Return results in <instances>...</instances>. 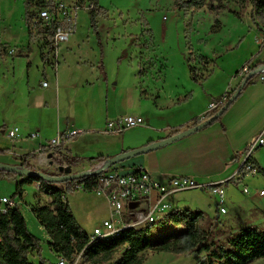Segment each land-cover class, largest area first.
Wrapping results in <instances>:
<instances>
[{
	"label": "rangeland",
	"instance_id": "1",
	"mask_svg": "<svg viewBox=\"0 0 264 264\" xmlns=\"http://www.w3.org/2000/svg\"><path fill=\"white\" fill-rule=\"evenodd\" d=\"M27 1L0 0L2 13L0 17V149L9 148V152L0 153V163L10 166H19L21 154L34 150L33 148L39 144L41 139L27 138L28 134H42L45 139L58 128L57 104L54 99L56 86L53 83L54 75L49 69L50 66L56 67L55 53L57 51L56 48L51 51L45 43L44 36L30 27L27 20ZM53 1L56 5H71L77 0ZM195 1L99 0V5L104 9L96 20L102 49L97 33L91 26L90 10H79L77 28L70 38V44L66 41L60 45V52L68 53L65 59L62 57V64L69 66V70L65 73L66 86L78 84L73 90L75 97L76 93H79V96L86 95L87 89H83L82 86L86 80L90 82L95 80L96 74L92 72L94 70L78 72L74 67L78 65L77 61L80 57L91 61L92 64L96 56L95 49L98 52L105 50L104 63L107 65L108 74L111 78H115L113 81L119 77L122 82L127 83L128 68L124 67L120 70L116 60L119 57L122 59L128 57L133 64H138L139 70L143 69L142 90H148L149 86L161 88V94L165 95L168 102L163 114L164 119H158L155 123L168 124V118L173 116V113L167 110L171 106V101L168 99L179 94V91L188 85L189 64L192 66L200 64L198 60L202 57V52L217 55L218 51L224 50L229 53L234 50L232 49L234 41L239 43L245 40L242 48L234 50L236 51L234 56L229 54L224 60L226 66L221 67L222 74L218 77L221 88L226 82L228 73L232 71L231 67L236 66L248 50L257 47V37L264 26V13L258 17L253 16L250 2L202 0V3H196ZM36 9L32 6V10ZM213 27L216 28L215 31H212ZM29 47L32 50L29 57L22 56L28 52ZM42 55H44L43 58ZM214 61L209 58L206 64L209 69L204 70L205 74L213 71ZM82 67L86 66L82 65ZM88 68L92 67L87 66L84 69ZM14 69H16L15 72ZM46 69H48L47 78ZM46 80L50 84L49 87L43 86ZM70 86L66 87L65 95H63L65 101L61 103L63 124L66 127L69 124L65 121L66 117L74 116L83 123L86 118L91 119L94 116L90 114L92 112L85 113L82 101L75 115L74 109H71L69 104L71 97H69L68 88L70 89ZM146 90H143V93H146ZM45 100L49 102L48 106H44ZM27 105L29 109L25 110ZM184 105L180 106L178 113L190 109V106ZM192 105L196 106V110L200 107L196 101ZM98 112L101 116V108ZM3 125L8 128L18 126L19 138L12 141L8 139L1 131ZM145 127L143 125L131 127L124 132L110 135L122 137L126 143L135 142L132 143L135 145H131L133 147L130 150H132L144 146L146 141L137 146L136 144L148 134ZM81 135L83 132L77 137ZM257 137L258 134L254 138L257 139ZM71 145L74 146V144ZM254 155L264 168V147H259ZM52 161H55V158H52ZM90 164V162L80 163L77 168H87ZM61 169L66 170V167ZM43 170L50 173L47 168ZM22 179L23 177L17 174L12 177L0 176V195L13 196L21 202V213L26 219L28 229L40 239L41 256L38 251H31L28 254L30 261L38 264L41 258H44L49 264H57L59 256L49 246V235L32 210V204L38 201V195L41 192L39 193L34 182L24 185L23 196L16 193L17 182ZM245 187H248L250 193L243 192ZM260 190H264L263 173L248 175L241 183L230 182L228 187L226 186L225 201L221 205L226 212L220 211L217 205L218 199L206 189H190L175 193L170 198V200L173 199L170 210L190 208L194 211H203L204 226L213 223L215 237L226 243L227 239L243 227L257 226L264 230V196L258 195ZM42 199H44L43 203L48 202L50 198L46 200L42 197ZM105 199L104 194L93 191L74 189L66 193V201L82 228L89 234L109 215L110 211ZM172 228L174 225L164 221L154 226L155 231ZM121 252L118 251L114 255L113 261L120 257ZM143 258V264H197L190 253L174 254L146 250L143 252ZM250 264H264V258L254 260Z\"/></svg>",
	"mask_w": 264,
	"mask_h": 264
},
{
	"label": "crops",
	"instance_id": "2",
	"mask_svg": "<svg viewBox=\"0 0 264 264\" xmlns=\"http://www.w3.org/2000/svg\"><path fill=\"white\" fill-rule=\"evenodd\" d=\"M60 1L61 0H57V2ZM35 29L38 30V28ZM74 33H72L71 36ZM70 38L68 40V44L71 42ZM257 40V47L248 50L245 56H243V58L237 62V65L231 67L232 71L228 73L226 82L221 88L218 83V77L220 74H222L221 67L226 66L224 60L229 54L234 56L236 52L234 50L236 48H242L245 40L239 43L234 41V46L232 48L234 50H231L229 53L224 52V50L222 52H216L217 55H209L202 52V56H206L215 60V66L213 67L211 74L201 84L192 80L189 66L187 64L188 85L185 88H182L179 91V94H176L172 98L168 99L171 101V106L167 110L171 111L173 116L168 118V124L165 125H159L155 123V121L158 119H164L163 114L168 102L167 99H165V95L163 96L161 94V88L149 86L148 90L143 89L147 91L146 93H143L144 91L141 87L142 74H140L138 64H133L131 60L128 59V57H126V59L123 58L119 63L118 60H116L118 66L120 65V70H123L124 67L128 68L129 73L127 74V83L122 82L119 77L113 81L115 78H111V76L108 74L107 65L104 63L105 50H103V55H101L100 50L98 52L95 49L96 56L92 64L91 61L80 57V59L77 61L78 65L74 67L75 71L78 72H89L94 70L92 72L96 74L97 78L95 80L92 82L86 80L82 86L83 89H87L85 93L86 95L81 94L79 96V93H76L77 95L75 97L73 90L76 88V86H78V84L72 86L69 85L70 89L68 88L70 92L69 97H71L69 98V104L71 105V109H74L75 115L77 107L82 101L84 103L83 109H85V113L92 112L90 114H94V116L91 119L86 118V121L83 123L78 121L74 116L66 117L65 121H68L69 124H67V127L64 126L61 112V103H64L65 101V96L63 95H65L67 89L66 87H69L65 84V73L67 70H69V66L66 67V64H62V57L65 59L66 54L68 53H63L62 51L60 52L61 46H59L57 52L55 53L56 67H49L54 75L53 83H55L56 86V98L54 99L57 104L58 128L56 131L51 133L50 137L45 139H43L42 134H28L27 138H39L44 140V142H41L40 140L37 147L33 148L34 150L32 151L38 152L42 144L48 145L49 140L53 139L58 134L64 135L70 130L80 129L83 132L81 137H77L76 135L72 138L66 137L64 139L65 147H67L73 155L84 158L95 157L98 155L113 157L114 155L130 150V148L133 147L131 145H135L132 144L135 142L126 143L122 137H116L115 135H110L113 133L106 132V124L109 120L120 115L127 114L143 116L146 120V124L143 126H146L145 128H147L146 130H148V134L144 138L138 140L139 142L136 144V146L140 145L139 143H143L144 141H146L144 145H147L149 141L154 142L169 137L174 134V131L177 130L179 132L186 130L189 128L190 121L193 118H201L210 110V104L214 102V98L220 97L227 91H231L239 86L243 77L239 74L236 75V73L242 68L244 64H246L251 59H253L254 63L264 61V44H261V32H259ZM74 54H76V52ZM101 61H103L105 66L107 80H103L102 78L99 68ZM82 65L86 67H82ZM87 66H91L92 68L84 69L87 68ZM193 66L198 69V72L202 73H204V70L209 69L207 65H201L198 63ZM15 70L16 69H14V72ZM47 70L48 69H46V78L48 76ZM261 75L264 76V73H259L256 76L253 82L247 86V88L223 114L219 121H215L203 129L157 150H153L151 152L138 155L132 159H128L122 163H119V165L125 170L144 169L150 172L154 178L164 182L168 181L172 177L191 176L202 183L208 184L210 182L227 180L228 182L226 186L228 187L230 182H234L231 179L236 175V172L239 170L242 164L246 147L249 146L252 141H254L255 135L258 134L264 127V79H261ZM46 82L48 85L44 87H49V82L47 80ZM188 94H190V96L187 99H183ZM194 101L200 105L198 110H196L195 105H192ZM43 103L44 106L49 105L47 100H45ZM183 104H185L184 106H190V109H188L186 112L181 111V113H178L177 110ZM93 107L95 109L91 110L90 108ZM27 108L29 109V105H27L25 110H27ZM100 108L101 116L98 112ZM158 114L162 116H157ZM10 128L14 127L10 126L8 128V126L6 127L3 125L1 131L6 134V130ZM72 139L75 140L72 141ZM71 144H74V146ZM73 147L75 148V152ZM3 149H8L9 152V148ZM32 151H27L21 154V160L19 164L22 163V156ZM254 154L253 158H255V160L261 166L259 159ZM52 158H55V161H52ZM60 159L61 157L58 153L47 152L43 154H37L36 157L29 159V162L36 169L43 170L44 168H47L50 173L58 174L62 173L61 168H57L62 166L56 162V160ZM84 162L89 161L85 160L81 163ZM90 163L91 164L87 168L83 169L77 168L78 166H72L70 168V173L92 169L101 162L93 161ZM41 194L38 196V201H40L42 205L48 203H42V201H44L42 197L46 198L47 200L50 198V196L43 192ZM258 195L264 196L260 194V191ZM169 202L172 203L173 199ZM77 221L81 225L78 219Z\"/></svg>",
	"mask_w": 264,
	"mask_h": 264
},
{
	"label": "trees",
	"instance_id": "3",
	"mask_svg": "<svg viewBox=\"0 0 264 264\" xmlns=\"http://www.w3.org/2000/svg\"><path fill=\"white\" fill-rule=\"evenodd\" d=\"M235 1L239 3L250 2L253 8V16L258 17L264 13V0ZM79 2L83 4L84 0H79ZM89 2L91 5L89 9L91 14V26L94 27L97 33L99 44L102 49L99 27L96 20L98 16L103 13L104 9L99 5V0H89ZM195 2L202 3V0H197ZM27 4V20L30 27L32 30L38 28V33L44 36L45 43L49 46V49L51 51L54 50V33L58 25L57 22L49 26H42L41 24L35 23L34 20L38 16L40 9L49 8L54 10L56 3L53 0H28ZM32 6H35L37 9L32 10ZM215 30L216 28L213 27L212 31ZM31 51L29 47L28 52L22 56L29 57ZM101 55H103V50H101ZM43 57L44 55H42V58ZM121 60L122 58L119 57L118 63ZM198 62L206 65L209 62V58L202 56ZM246 64L250 66L251 71H255L264 65V61L254 63L253 59H251ZM99 68L103 80H107L103 61L100 62ZM189 71L192 80L200 84L211 74V72L207 75L198 72V69L191 64L189 65ZM240 71L241 69L237 71L236 75H238ZM142 73L143 69H140V74ZM256 76L247 82L239 96L247 86L253 82ZM245 77L246 76H244L242 80ZM237 88L227 91L220 97L214 98L213 100L217 103L218 107L205 113L203 115V120L205 121L215 115L219 109L229 101ZM189 96L190 94L186 95L183 99H187ZM224 113L213 122L219 121ZM200 123H202V120L199 117H195L190 121L189 127L196 126ZM177 132L179 131L177 130L173 133L175 134ZM64 139L65 137L63 136L62 143L59 145L42 144L38 152L32 151L24 154L20 166L36 170L29 162V159L36 157L37 154L47 152L58 153L61 159L56 160V162L61 166L66 165V168L78 166L85 160L89 162H103L110 158L104 155L87 158L73 155L69 149L65 147ZM152 142L153 141H149L147 144ZM247 148L248 146L245 150H247ZM7 151L8 149H0V153L3 154ZM249 162L257 167L259 173L264 174V168L259 165L253 156L249 157L247 163ZM47 174L55 176L64 173ZM13 175H16V173L0 169V176L2 177H12ZM97 176L98 175L95 174L82 178V180L87 181L89 191H93L95 188L94 180ZM242 176L245 177L246 173H243ZM22 177L23 179L17 182L16 193L23 196L24 185L26 183L40 181V190L49 195L52 199L50 203L43 205L40 201H36L32 204V210L35 212L40 223L44 226L49 235V246L58 256L71 259L75 254L83 251L84 261L89 264H143V252L146 250L170 252L174 254L190 253L193 255L197 264H250L254 260L264 258V230L257 226L243 227L227 239L225 243L215 237L212 228V226H214L213 223L209 224V226H204V212L194 211L190 208H174L158 222L164 221L170 223L174 225L172 229L155 231L154 226L158 223L146 224L140 227L126 228L114 238H100L90 243L89 233L79 224L71 207L66 201V193L74 190V186L78 180L52 183L37 176ZM0 234L2 237L0 241V264H37L30 261L28 254L36 250L41 256L40 239L33 235L28 229L26 219L21 213V208L11 209L9 213L2 218L0 221ZM118 251H122L121 255L118 259L113 261L114 255ZM38 264L49 263H47L44 258H41Z\"/></svg>",
	"mask_w": 264,
	"mask_h": 264
},
{
	"label": "built area",
	"instance_id": "4",
	"mask_svg": "<svg viewBox=\"0 0 264 264\" xmlns=\"http://www.w3.org/2000/svg\"><path fill=\"white\" fill-rule=\"evenodd\" d=\"M89 0H84L80 3L79 0L71 5L60 4L56 5L55 9L43 8L39 10L38 16L35 18V23L42 26L52 25L57 22V27L54 33V45L56 51L61 43L69 40L70 36L76 30V22L78 12L81 9H90ZM2 13L0 11V17ZM261 44H264V26L260 30ZM251 72L250 66L244 64L239 73L244 77ZM261 79L264 76L261 75ZM46 81L43 86H47ZM216 102L210 104V110L217 108ZM204 121V116L200 118ZM146 123L143 116L139 115H120L111 119L106 124L107 133H120L127 128L142 126ZM82 133L80 129H73L64 135L58 134L53 139L49 140L48 145H59L62 143L63 136L74 137ZM6 136L9 139L19 137V128L14 127L6 130ZM259 147H264V127L258 133L257 139L252 141L244 153L242 164L236 175L231 179L235 183H241L244 177L243 173L248 175H257L259 171L251 162L247 163L249 157H252ZM66 167V165H63ZM101 164L96 165L92 169H97ZM94 180L95 188L93 192L104 194L109 207V216L105 218L101 224L97 225L93 232L89 234L90 243L97 239H109L118 236L124 229L130 227H140L146 224L158 223L163 217L171 211L170 198L177 192L187 191L190 189H206L209 190L218 199L220 211L226 212V209L221 205L226 197L227 180L202 183L191 176L172 177L168 181H160L154 178L150 172L144 169L125 170L119 164L113 165L106 171L97 174ZM40 190V181L35 182ZM74 189L84 191L88 190V183L85 180L79 179L75 184ZM243 192L249 193L248 187L243 189ZM260 194L264 195V190H260ZM39 196V195H38ZM52 199L48 200L50 203ZM21 202L15 197L0 195V221L9 213L11 209L20 208ZM2 240L0 234V241ZM57 264H89L84 261L83 251L75 254L71 259L64 256H59Z\"/></svg>",
	"mask_w": 264,
	"mask_h": 264
},
{
	"label": "water",
	"instance_id": "5",
	"mask_svg": "<svg viewBox=\"0 0 264 264\" xmlns=\"http://www.w3.org/2000/svg\"><path fill=\"white\" fill-rule=\"evenodd\" d=\"M259 73H264V65H262L261 67H259L255 71H251L248 75H246V77L242 80L241 84L239 85V87L237 88V90L235 91L233 96L229 99V101L224 106H222L219 109V111L215 115H213L211 118L203 121L202 123H200L196 126L189 127L186 130L172 134L169 137L160 139L158 141H154L150 144L144 145V146L136 148V149L124 151L120 154L114 155L113 157H110L107 160L101 162L100 163L101 166L97 169H89V170H83V171H79V172L70 173V168H66V170L61 169V172L64 174L55 175V176L48 175L47 173H45L39 169L34 170V169L22 167L20 165L19 166H10V165H6L4 163H0V169L7 170L10 172H14L17 175L24 176V177L37 176V177H40V178L45 179L46 181L52 182V183L66 182V181H71V180H79V179H81L85 176H88V175L100 174V173L106 171L108 168L112 167L113 165L124 162V161H126L132 157H135V156H138L141 154H145V153L151 152L153 150H157L161 147H164V146L171 144V143H173L179 139H182L186 136H189V135L203 129L204 127L208 126L209 124H211L214 120H216L222 113H224L228 109V107L237 99L240 92L242 91L244 86L247 84V82L251 78H253L254 76L258 75Z\"/></svg>",
	"mask_w": 264,
	"mask_h": 264
}]
</instances>
